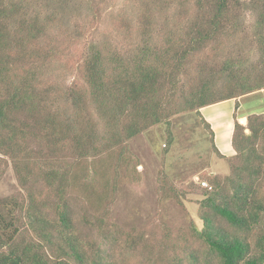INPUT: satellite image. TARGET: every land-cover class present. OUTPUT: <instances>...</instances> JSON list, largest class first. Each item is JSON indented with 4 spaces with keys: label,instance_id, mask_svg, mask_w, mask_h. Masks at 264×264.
I'll use <instances>...</instances> for the list:
<instances>
[{
    "label": "trees",
    "instance_id": "trees-1",
    "mask_svg": "<svg viewBox=\"0 0 264 264\" xmlns=\"http://www.w3.org/2000/svg\"><path fill=\"white\" fill-rule=\"evenodd\" d=\"M39 1L0 0V48H4L3 20L40 6ZM59 3L53 1V5ZM126 3L128 9L113 19L132 37V49L124 53L103 41L89 45L81 66L82 86L76 84L54 94L52 82L43 83L47 81L45 76L11 70L0 60V153H13L15 134H24L23 128L16 130L11 120L21 108L35 117L42 113V131L50 135L54 147L61 144V150L73 145L76 157L98 155L120 143L123 137L132 138L169 115L163 114L166 99H162L160 89L172 95L177 86L176 76L183 73L185 64L202 55L206 62L211 57L213 62L230 36H252V40H246L259 51L254 76L235 74L232 70L241 71L229 59L221 62L219 74L225 84H232L230 88L238 91L211 98L213 81H205L181 95L182 108L173 114L188 110L199 113L202 107L264 89V0ZM133 6L135 19L128 21ZM34 12L28 23L20 27L25 29L21 33H26L23 45L28 49L38 41L42 26L45 30L58 22L55 13L45 6L43 11ZM249 17L253 21L249 22ZM120 29H115L118 36L122 35ZM76 33L80 34L78 29ZM172 99L167 98V106ZM83 109L89 117L84 118L80 112ZM199 116L210 131L200 113ZM233 117V156L219 154L210 131L213 153L224 161L228 173L209 174L201 193V204L206 210L200 217L202 229H191L193 243L187 241L185 233L179 236V254L172 264H264V115L249 116L245 127L236 122L235 114ZM122 120L124 127L119 128ZM96 124L102 129L96 128ZM66 165L71 168L69 163ZM61 172L51 168L43 175L46 185L52 187L59 199L64 195L68 176L67 171ZM36 202L32 191L27 204L12 196L0 199V264H69L68 260L72 264H116L100 248L118 243L117 233L105 228L98 230L104 244L81 243L69 210L52 202L58 211L57 220L52 221L41 212L48 202ZM27 230L33 235L26 237ZM45 248L66 261L49 258Z\"/></svg>",
    "mask_w": 264,
    "mask_h": 264
},
{
    "label": "rangeland",
    "instance_id": "rangeland-1",
    "mask_svg": "<svg viewBox=\"0 0 264 264\" xmlns=\"http://www.w3.org/2000/svg\"><path fill=\"white\" fill-rule=\"evenodd\" d=\"M53 1L40 0V6L3 20L4 48H0V60L11 70L45 76L48 82L43 83L52 82L51 91L58 94L76 84L83 85L81 66L89 45L103 41L128 53L132 37L124 26H116L113 19L128 9L127 0H57L59 5H53ZM43 6L55 13L58 22L45 30L42 26L38 41L32 42L35 45L25 48L26 33H21L25 29L20 27L28 23L34 11H43ZM134 10L133 6L128 21L135 19ZM253 19L249 17L248 21ZM118 28L121 36L115 31ZM248 37L252 40L249 33L246 37L230 36L213 62L212 57L207 62L203 55L193 57L185 64L183 73L177 74L172 95L163 89L159 91L162 99H166L163 114L169 115L132 138L123 137L120 143L98 155L76 157L70 144L58 150L61 144L54 147L50 135L42 131L39 122L42 113L35 117L21 108L11 120L16 130L23 128L24 134H15L13 153H0V199L12 196L27 204L32 191L37 204L40 200L48 202L41 212L52 221L57 220L58 212L52 202L61 204L70 211L81 243L99 245L102 236L98 230L105 228L117 233L118 243L100 248L116 264H172L179 254L176 248L179 236L185 233L187 241L193 243L191 229H202L200 217L206 210L201 204L204 198L201 193L202 183L208 184V167L224 172L223 175L228 173L225 163L213 153L211 133L199 113L195 110L173 113L182 108L181 95L205 81H213L211 98L238 91L230 88L232 84H225L219 74L221 62L229 59L239 66L241 72L232 70L235 74L254 76L259 51L246 40ZM171 96L172 102L167 106V98ZM80 112L84 118L89 117L85 109ZM119 125L124 127L123 120ZM95 127L102 129L100 124ZM51 168L68 172L61 199L43 179ZM32 235L27 230L25 236ZM45 252L49 258L66 261L56 252L46 248ZM68 263L72 264L70 260Z\"/></svg>",
    "mask_w": 264,
    "mask_h": 264
},
{
    "label": "crops",
    "instance_id": "crops-1",
    "mask_svg": "<svg viewBox=\"0 0 264 264\" xmlns=\"http://www.w3.org/2000/svg\"><path fill=\"white\" fill-rule=\"evenodd\" d=\"M200 115L209 125L215 148L223 157L234 155L231 138L234 127V114L236 122L245 127L247 118L251 115H264V89L253 92L237 99H228L212 105L202 107ZM219 161L221 159L216 158ZM224 162V161H222ZM209 174L224 176V172H217L208 167Z\"/></svg>",
    "mask_w": 264,
    "mask_h": 264
},
{
    "label": "built area",
    "instance_id": "built-area-1",
    "mask_svg": "<svg viewBox=\"0 0 264 264\" xmlns=\"http://www.w3.org/2000/svg\"><path fill=\"white\" fill-rule=\"evenodd\" d=\"M202 186H206V183H202Z\"/></svg>",
    "mask_w": 264,
    "mask_h": 264
}]
</instances>
